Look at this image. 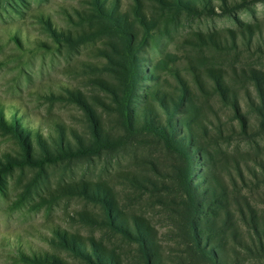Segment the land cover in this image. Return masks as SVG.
Here are the masks:
<instances>
[{
  "label": "rangeland",
  "instance_id": "374dc122",
  "mask_svg": "<svg viewBox=\"0 0 264 264\" xmlns=\"http://www.w3.org/2000/svg\"><path fill=\"white\" fill-rule=\"evenodd\" d=\"M110 1L129 14L139 47L126 44L129 38L97 12L94 0H0V121L16 118L52 146L49 134L57 144L61 135L73 150L80 143L94 145L96 127L117 138L122 135L118 116L126 113V107L115 103L119 91L124 89L122 96L138 103L137 94L143 97L154 85L149 77L153 65L174 55L172 67L198 91L203 117L209 119L205 124L212 133L201 143L209 166L230 189L238 185L239 195L253 200L264 216V185L238 188L264 175V128L251 102L257 97L256 81L264 86V0H183L199 10L193 14L178 10L175 0ZM126 75L138 91L122 86ZM174 75L164 71L162 81L179 85ZM223 75L230 78L243 118L255 131L250 138L233 131L245 124L233 105L226 106L229 113L216 102L214 80ZM200 82L209 87L201 88ZM174 115L183 117L178 111ZM40 145L33 147L43 152ZM21 147L0 122V264H30L23 255L48 253L81 264L57 244L54 232L104 236L98 222L101 210L83 193L96 184L120 193L127 211L150 219L163 243L174 245L165 209L154 203L152 193L135 190L127 181L131 172L143 171L140 162L146 157L160 163L157 178L163 180L169 160L164 150L98 155L93 149L89 156L64 155L56 162L43 161L40 153V163L31 166ZM200 168L197 161L194 179Z\"/></svg>",
  "mask_w": 264,
  "mask_h": 264
},
{
  "label": "trees",
  "instance_id": "16d2710c",
  "mask_svg": "<svg viewBox=\"0 0 264 264\" xmlns=\"http://www.w3.org/2000/svg\"><path fill=\"white\" fill-rule=\"evenodd\" d=\"M94 4L97 12L114 22L117 32L129 38L125 40L127 45L139 47V37L129 22V14H122L110 0H94ZM175 6L191 14L199 11L192 2L183 0H175ZM52 30L60 35L56 29ZM60 36L65 37L63 34ZM65 38L73 40L71 36ZM174 58L169 54L163 62L153 65L149 77L154 85L144 90L143 97L137 94L141 99L138 103H133L126 96L124 98V89L119 91L115 103L126 107V113L118 116L117 123L122 135L119 134L117 138H109L101 127H96L94 145L86 147L80 143L73 150L70 144L65 146L61 135L57 144L49 134L52 146L43 135L23 128L16 118L11 123L5 122L3 117L0 121L19 139L25 152V162L31 166L40 163V153L43 161L56 162L64 155L71 158L89 156L88 152L93 149H98V155H102L103 151L115 154L132 149L149 153L153 149H161L166 152L169 160L167 169L162 172L165 174L163 180L157 178L161 174L160 163L146 157L140 162L143 171L138 174L131 172L127 181L135 190L152 193L154 203L165 209L174 245L163 243L150 219L127 211L120 193L96 184L95 188H84L83 193L101 210L102 218L98 222L99 227L105 230L104 236L83 237L60 229L54 232L57 244L81 264H264V216L253 207V200L241 193L239 195L236 189L238 185L234 190L230 189L225 179L217 176L209 166V156L201 147L204 138L212 133L205 124L209 119L203 117L205 108L198 91L172 67ZM164 71L175 74L180 80L179 85L172 84L168 79L162 81L161 73ZM228 80L230 78L224 75L214 80L216 102L226 109V106L233 105V112L245 122L239 131H233L250 138L255 131L249 121L244 120L240 99L237 93L232 92V84ZM121 84L136 91L140 88L133 81L130 83L127 75L121 79ZM200 85L203 89L209 87L208 83L200 82ZM254 86L257 97H251V102L255 107L254 112L261 117L259 123L263 129L264 86L258 81ZM132 104H135V110ZM139 104L143 105L142 108L138 107ZM176 111L183 115L181 119H175ZM215 130L219 132L217 135L223 134L221 129ZM34 143L41 144L43 152L36 150ZM197 161L201 168L198 169V178L194 179ZM254 185H264V175L256 176L255 183L245 181L238 188L250 189ZM131 252L136 261L132 259ZM23 256L24 261L30 264H70L49 253L32 258Z\"/></svg>",
  "mask_w": 264,
  "mask_h": 264
}]
</instances>
